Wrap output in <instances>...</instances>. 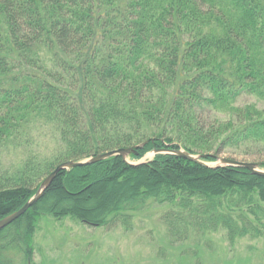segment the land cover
<instances>
[{
	"label": "trees",
	"instance_id": "obj_1",
	"mask_svg": "<svg viewBox=\"0 0 264 264\" xmlns=\"http://www.w3.org/2000/svg\"><path fill=\"white\" fill-rule=\"evenodd\" d=\"M243 93L263 105L234 106ZM35 126L59 145L16 175L0 168V219L58 164L144 145L128 162L59 171L0 229V264L32 261L41 216L128 229L148 200L171 206L160 219L173 241L219 229L229 246L264 237V176L167 153L212 162L264 145V0H0V147L27 143Z\"/></svg>",
	"mask_w": 264,
	"mask_h": 264
},
{
	"label": "rangeland",
	"instance_id": "obj_2",
	"mask_svg": "<svg viewBox=\"0 0 264 264\" xmlns=\"http://www.w3.org/2000/svg\"><path fill=\"white\" fill-rule=\"evenodd\" d=\"M232 104L261 107L263 102L255 95L243 93ZM209 115L227 118L226 113L217 111H209ZM58 145L50 126H35L27 143L0 147V168L9 176L16 175L30 156L40 159L51 155ZM152 157L149 152L142 161ZM217 157L258 164L264 162V145L227 148ZM170 209V205L148 200L141 209L128 212L131 214L128 229L121 224L94 227L68 217L41 216L29 264H264V237H242L229 246L225 230L219 229L192 232L185 240L173 241L160 219ZM259 217L260 228L264 230V215Z\"/></svg>",
	"mask_w": 264,
	"mask_h": 264
},
{
	"label": "water",
	"instance_id": "obj_3",
	"mask_svg": "<svg viewBox=\"0 0 264 264\" xmlns=\"http://www.w3.org/2000/svg\"><path fill=\"white\" fill-rule=\"evenodd\" d=\"M143 145H144V143H140V144L134 145L132 147H122V148L106 151L103 153H98V154L91 156L89 158H86L84 160H80V161L70 160V161H65V162L58 164L40 182L37 191L35 192V194L32 197H30L19 209H17L16 211H14V212L6 215L2 219H0V229L4 228L8 224H10L12 221L16 220L29 207H31L41 197V195L43 194L45 189L50 185V183L52 182V180L54 179V177L56 176V174L59 171L68 170V169H71V168L77 167V166H83V165L91 164V163L103 160L105 158H108L111 156H117V155L120 156L122 159H124L126 162H128L126 160V157L130 153L137 154L136 149L142 148ZM158 152H161V151H152V155H154L155 153H158ZM167 153L176 154V155L181 156V157L188 159L190 161L200 163V164L206 165L208 167H212V168L224 167V166L242 167V168H246L247 170H249L252 174L264 176V169L260 168L258 164L253 163V162H243V161H237V160L223 158V157H217L216 160L218 162L213 161V162L209 163V162H205V161L201 160L203 155L191 154V153H189V152H187L181 148H178L177 150H169V151H167ZM142 162H144V161H142V159H140L138 162H135L134 164H138V163H142Z\"/></svg>",
	"mask_w": 264,
	"mask_h": 264
}]
</instances>
